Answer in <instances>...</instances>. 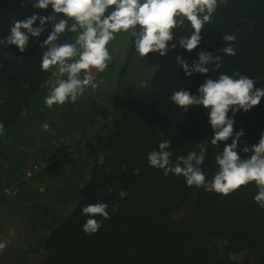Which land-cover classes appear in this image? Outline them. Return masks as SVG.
<instances>
[{"label": "trees", "instance_id": "obj_1", "mask_svg": "<svg viewBox=\"0 0 264 264\" xmlns=\"http://www.w3.org/2000/svg\"><path fill=\"white\" fill-rule=\"evenodd\" d=\"M21 3L0 0V40L9 35L13 18H27L37 11L28 0L24 7ZM51 12L49 8L44 14ZM47 27L50 31L51 24ZM47 34L31 38L24 53L15 45L0 44V122L6 129L0 135V199L10 197L3 187L17 186L29 221L19 236L25 238L13 254L3 253V264H27L29 255L35 253L37 264H264V208L253 200L258 191L254 183L224 196L188 187L183 176H165L147 160L162 140L171 141L168 150L173 161L189 152L199 154L198 145L203 144L206 154L201 167L207 179H212L218 170L215 156L222 152L223 142H210L213 129L208 110L193 106L186 111L170 101L171 93L181 88L197 94L206 77L199 73L188 77L175 55H182L190 65L200 51L223 55L218 50L230 44L223 40L224 34H235L236 55H225L220 69L210 71L208 78L239 72L252 78L256 87H264V0H219L201 33L200 46L192 52L177 44L167 56L141 58L125 35L117 68L112 71L109 65L98 78L108 82L107 97L87 89L76 103L52 109L44 104L51 72L40 69L43 50L39 44ZM180 35L190 33L177 31L176 36ZM72 36L62 37L61 42ZM109 71L115 73L113 79ZM49 117L55 122H49ZM234 119V130L245 132L240 149L257 144L264 133V100L248 112L241 110ZM38 120L58 124L45 142L67 138L65 129L71 125L81 132L95 122L100 125L91 134V149L76 146L79 168L71 162L67 167L55 159L50 162L48 150L35 154L24 148L27 145L35 152L38 139H45L42 130L32 132ZM50 147L59 151L55 143ZM241 155L246 154L241 151ZM30 163L33 174L28 176ZM63 170L68 172L54 183L47 178L45 193L35 187V180ZM121 190L127 193L123 199L118 196ZM98 202L107 203L110 214L113 206L118 210L107 220L94 217L103 227L89 235L82 229L89 218L82 215V208Z\"/></svg>", "mask_w": 264, "mask_h": 264}, {"label": "clouds", "instance_id": "obj_2", "mask_svg": "<svg viewBox=\"0 0 264 264\" xmlns=\"http://www.w3.org/2000/svg\"><path fill=\"white\" fill-rule=\"evenodd\" d=\"M218 3L219 0H28V5L37 11L27 18H13L9 35L0 40V44L15 45L24 53L31 38L48 33L39 44L43 50L40 69L51 72L46 82L50 91L44 104L52 109L54 105L76 103L87 89L94 92L99 88L93 72L104 73L109 68L113 61L109 45L118 35L131 38L135 53L141 58L150 54L167 56L177 44L188 52L197 49L203 39L201 33L211 21ZM24 6L25 0H22L21 7ZM49 8L52 12L44 14ZM177 31H188L190 35L177 37ZM69 34L73 36L61 42V38ZM236 39L235 34H224L223 40L230 44L218 50L223 55L200 51L198 59L191 65L182 55H175L177 64L188 77L194 73L206 77L197 94L181 88L171 93L170 101L186 111L193 106L208 110V122L213 129L210 142L212 145L223 142L222 152L215 156L218 170L212 179H207L201 167L206 154L203 144L198 145L199 154L189 152L173 161V153L168 150L171 141L162 140L158 150L149 152L147 160L150 167L163 170L165 176H183L188 187L203 188L224 196L254 183L258 191L253 200L264 208V133L257 144L251 147L245 144L241 150L245 132L234 130L235 115L259 106L264 100V87H256L252 78L239 72L233 75L221 73L216 79L207 76L210 71L220 69L225 55H236ZM42 128L47 131L49 125L45 123ZM5 131L0 122V135ZM230 139L231 143L228 142ZM241 151L246 155L242 156ZM104 162L101 156L99 163L103 165ZM134 171L139 174V169ZM118 196L123 199L127 193L121 190ZM108 208L105 202L82 208V215L89 217L82 226L86 234L97 233L103 227L102 221L94 217L107 220L118 210V206H113L110 214ZM10 234L14 235V230H10ZM8 243L7 240L0 241V252Z\"/></svg>", "mask_w": 264, "mask_h": 264}, {"label": "rangeland", "instance_id": "obj_3", "mask_svg": "<svg viewBox=\"0 0 264 264\" xmlns=\"http://www.w3.org/2000/svg\"><path fill=\"white\" fill-rule=\"evenodd\" d=\"M123 37H125L124 34L118 35L116 40H114L111 44L112 47H110V51L113 49L114 44H117L114 49L113 52H111L112 57H113V61L111 62L110 66V70L114 71L113 69L117 68V63H118V57L121 55V53L124 52V42H121V39H123ZM119 55H116L118 54ZM109 71L107 72V75L110 79H113V75H115L114 72ZM151 72H147V74H150ZM93 74L96 76L97 82H99V88H97L94 92L96 93H100L102 96L107 97V93L110 90V87L108 85V82H100L99 81V76L101 73H97V72H93ZM142 84H145V80H142ZM92 91V89L89 88L88 93H94ZM85 115H83V118H85ZM49 122H55V118L53 117H49ZM81 120V119H80ZM85 120V119H83ZM48 121H43V120H38L35 123V127L33 129L32 132H37L42 130L43 134H45V139H38L37 143H35V152L33 148H29L27 147V145H24L25 149H28L29 151H31L32 153L37 154L36 152H43V150H48L47 155L50 156H56L54 158L51 157V160H57L59 161L61 164H64L67 167V163L71 162L74 163L75 165L77 164L78 167H75V165H73L75 168H79V161H78V149H77V145H82L84 151L91 149L90 142H91V134L93 132H95L98 128H100V125L97 124L96 122L93 123L92 127L90 128H84L83 131L81 132L80 128L77 126H70L68 129L66 128L65 131H67L68 137H61L58 140H56L55 138H52V140H46V138L48 136H51L54 133V128L53 125L58 127V124H54V123H49ZM66 122V121H65ZM80 122V121H78ZM47 123L49 125V129L47 131H45L42 128V125ZM33 126V125H32ZM37 126V127H36ZM16 142V141H14ZM47 142H49L50 144L55 143L58 145V149L59 151H54L53 147H50V144H48ZM24 156L26 155L25 152H23ZM75 156V157H74ZM48 162V163H50ZM33 163H30L28 165H26V169L31 167ZM52 164V163H51ZM64 166V167H65ZM68 172V170H63L60 172H53L52 174H47V177L41 178L40 180L36 181L35 180V187L38 189V191H40L41 193H45V188L46 185L48 183L47 178L54 183V181L63 173ZM3 190L5 191H9L10 193V197H8V199L3 200L0 199V241L3 240H7L9 241L7 247L0 252V264H3L4 261L6 260H2L1 257H5L6 255H4L5 253H9L11 252L10 255L13 254L15 248L17 247V245L19 244L18 242L22 239L19 238L20 235H24V231L29 227V221L28 219V215L26 214L27 211L26 207L22 206L21 203V199L20 197H18L19 194V188H17V186H14L13 184L11 185H6L5 187H3ZM16 191V192H15ZM15 192V194H13ZM8 193V192H7ZM8 193V194H9ZM2 197V196H0ZM25 211V212H24ZM10 230H14V235L10 234ZM25 238V237H23ZM23 244H21V246H23ZM13 250V251H12ZM4 253V254H3ZM36 253L33 255H29L28 259H27V264H37V261L39 259V255L37 257H35ZM32 256V257H30ZM21 262V261H20ZM22 263V262H21ZM19 263V264H21Z\"/></svg>", "mask_w": 264, "mask_h": 264}, {"label": "built area", "instance_id": "obj_4", "mask_svg": "<svg viewBox=\"0 0 264 264\" xmlns=\"http://www.w3.org/2000/svg\"><path fill=\"white\" fill-rule=\"evenodd\" d=\"M33 167H36V165L35 166H33ZM26 174L28 175V176H30V175H32L33 174V170L29 167V168H27L26 169ZM8 193H9V191H7ZM16 192V191H15ZM15 192L13 193V194H15ZM10 194V193H9Z\"/></svg>", "mask_w": 264, "mask_h": 264}]
</instances>
